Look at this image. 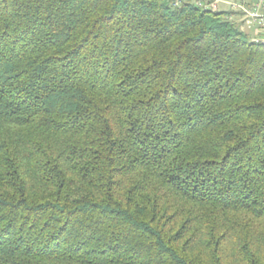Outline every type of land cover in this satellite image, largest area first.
<instances>
[{
  "label": "trees",
  "instance_id": "16d2710c",
  "mask_svg": "<svg viewBox=\"0 0 264 264\" xmlns=\"http://www.w3.org/2000/svg\"><path fill=\"white\" fill-rule=\"evenodd\" d=\"M176 1L0 0V264H264V42Z\"/></svg>",
  "mask_w": 264,
  "mask_h": 264
},
{
  "label": "built area",
  "instance_id": "2783aa9c",
  "mask_svg": "<svg viewBox=\"0 0 264 264\" xmlns=\"http://www.w3.org/2000/svg\"><path fill=\"white\" fill-rule=\"evenodd\" d=\"M187 0H177L175 7L180 6ZM220 2V0H219ZM195 4L205 10L217 11L216 3L204 4L195 0ZM232 11L239 15V23H237L242 32L252 34V42H264V0H254L252 2L244 1L243 3H230Z\"/></svg>",
  "mask_w": 264,
  "mask_h": 264
},
{
  "label": "rangeland",
  "instance_id": "374dc122",
  "mask_svg": "<svg viewBox=\"0 0 264 264\" xmlns=\"http://www.w3.org/2000/svg\"><path fill=\"white\" fill-rule=\"evenodd\" d=\"M198 1H201V2H203L204 4H209V3H216V5H217V7H218V12H234V11H232L231 10V8H230V3H237V4H240V3H243L244 1H247V2H252V1H254V0H220V2H219V0H213V1H210V0H198ZM241 18H239V17H234V19H233V21L235 22V23H239V20H240ZM247 33V32H246ZM249 35H250V38L252 39L253 37H252V34L251 33H249Z\"/></svg>",
  "mask_w": 264,
  "mask_h": 264
},
{
  "label": "crops",
  "instance_id": "0c3cea01",
  "mask_svg": "<svg viewBox=\"0 0 264 264\" xmlns=\"http://www.w3.org/2000/svg\"><path fill=\"white\" fill-rule=\"evenodd\" d=\"M210 1H213V0H210Z\"/></svg>",
  "mask_w": 264,
  "mask_h": 264
}]
</instances>
